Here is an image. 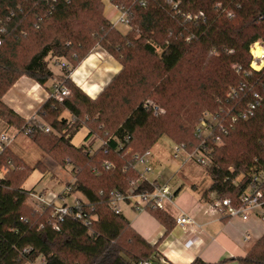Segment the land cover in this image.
<instances>
[{"label": "trees", "instance_id": "16d2710c", "mask_svg": "<svg viewBox=\"0 0 264 264\" xmlns=\"http://www.w3.org/2000/svg\"><path fill=\"white\" fill-rule=\"evenodd\" d=\"M109 1L126 13L129 31L120 32L104 16L102 0H0V121L59 166L70 167L71 193L85 200L69 209L58 231L53 229L51 210L39 212L27 203L32 191L22 184L32 168L1 145L0 264L39 258L41 264H158V246L174 219L164 210H147L164 228L152 245L108 202L114 192L126 195L133 189L141 177L133 168L135 157L163 136L187 152L206 148L207 193L215 200L237 202L264 170V67H250L251 47H264V0ZM96 47L122 68L93 99L67 77L54 76L48 64L64 60L72 71ZM23 76L41 86L56 80L68 94L61 101L49 97L38 120L25 121L2 102ZM234 90L236 96L229 97ZM254 94L259 103L243 120L239 116L248 113ZM152 97L165 109L163 115L154 117L145 106ZM205 114L218 125L210 136L197 138ZM83 127L86 144L75 147L71 139ZM96 140L102 144L88 153ZM35 167L44 168L39 162ZM140 190L151 187L140 182ZM77 212L95 219L83 226L72 218ZM228 261L264 264V233L245 256L220 264ZM190 264L209 263L196 258Z\"/></svg>", "mask_w": 264, "mask_h": 264}, {"label": "crops", "instance_id": "0c3cea01", "mask_svg": "<svg viewBox=\"0 0 264 264\" xmlns=\"http://www.w3.org/2000/svg\"><path fill=\"white\" fill-rule=\"evenodd\" d=\"M120 69L119 63L96 47L76 69L69 71L67 75L58 74L52 69L50 71L56 77H67L86 95L94 98ZM55 83H57L56 80H50L41 86L23 76L2 97V102L25 121L31 118L38 120L36 113L50 97ZM1 134L10 138L11 142L8 147L13 151L16 150L12 146L14 142L17 139L22 142V137L25 136L0 121ZM149 157L148 164L151 163V154ZM198 178L203 179V176ZM156 183L158 184L157 181ZM210 184V178L209 181L203 179L201 184L191 186L190 193H182L180 188L173 191V199L165 204V212L173 219L183 213L194 221L195 226H174L158 246L156 258L158 264H190L196 258L205 263L220 264L223 260L245 256L251 245L248 246V242L243 241L244 235H249V239L253 235L258 236L257 240L263 235L264 227L262 228L260 225L262 223L256 219L243 222L238 218L219 217L211 207L215 201V194L207 193ZM205 193L207 195L203 197ZM121 215L130 227L149 244H155L164 233V228L146 212L136 213L128 206H123ZM260 228H262L261 233ZM188 230L192 231L191 235L187 234ZM188 240L192 243L189 246L185 244ZM229 262L235 264V262Z\"/></svg>", "mask_w": 264, "mask_h": 264}, {"label": "built area", "instance_id": "2783aa9c", "mask_svg": "<svg viewBox=\"0 0 264 264\" xmlns=\"http://www.w3.org/2000/svg\"><path fill=\"white\" fill-rule=\"evenodd\" d=\"M169 5L172 3L169 1ZM115 9L119 12V17L116 21V23L122 24L126 30L130 29V26L127 21V15L125 12L122 11L121 8L115 7ZM176 11V6L173 7ZM189 18V17H187ZM115 27V23H111ZM255 58V57H254ZM255 63H259L260 60L254 59ZM54 61V64L59 65L62 70H64L67 74L69 73V67L66 63L59 60H52ZM68 94V91L65 88H61L59 83H55L52 87V92L50 94V97L61 101L64 96ZM236 91H232V94H229V97H235ZM253 98L255 99L254 103L248 105V113H245L243 115H240L239 117L241 119H247V116H250L252 114V110L255 108V106L259 103V96L257 94L253 95ZM149 108L148 105H145ZM159 110L157 108H154V115H158ZM30 120V119H29ZM31 120H34V118H31ZM236 118L233 119L235 121ZM215 125H218L217 118L205 114V119L201 121V123L198 125V127L195 130V135L197 138H206L210 136L212 129ZM48 128H45V132H48ZM125 141H128V137L125 138ZM10 138L5 135H0V146L10 144ZM204 143V141L202 142ZM102 144V143H101ZM121 143L118 145V147H121ZM94 148H88L87 152L91 153ZM208 151L205 147L198 148L192 152H187L185 150L184 145H175L172 151V157L175 160H179L181 162V166H185L188 164V162L195 158L197 163L204 167L208 168L210 165L209 158H208ZM150 153L147 151L142 157H135L136 162L134 164V169L138 170L140 169V166L148 163V157ZM106 168H109L110 165L106 164ZM146 172L149 171V168L145 169ZM140 182H147L149 186L151 187V190H137V184ZM71 184H67L64 187H62L58 192L51 193L50 195L45 196L42 193H35L31 192L29 194L28 198V205L32 207L34 210L43 212L47 209L51 210V218L54 220L53 222V229L57 230L59 229L58 224L62 223L66 217L69 216V209L71 207H78L81 205V203H84L85 200L81 198H76L74 202L71 205H68L64 200L72 195L71 190ZM264 170L256 173L251 183L246 187L244 191L241 192V194L238 197L237 202L233 203L231 199L224 198L221 200H215L211 207L213 211L221 218L226 219H234L238 218L243 222H247L250 219H256L260 223H264ZM133 189L126 195H121L119 193L114 192L108 202L109 209L115 214V215H121V207L122 206H128L132 211L136 213H142L146 212L148 209L153 210H164L165 204L167 202H171L173 199V193L171 192L169 186L166 184L160 185L157 184L156 181L149 182L147 181L143 175L141 174V177L139 181L136 183H132ZM165 211V210H164ZM75 221L82 224L83 226H89L92 221L95 219V216L87 215L85 213L77 212L72 217ZM175 225L181 226V227H188V226H195L194 221L185 214H180L178 217L174 219ZM187 234L191 235L192 231L188 230ZM244 242L249 241V235H244L243 237ZM187 246L191 245L192 243L190 240L186 241L185 243ZM139 264H150L147 261H142Z\"/></svg>", "mask_w": 264, "mask_h": 264}, {"label": "rangeland", "instance_id": "374dc122", "mask_svg": "<svg viewBox=\"0 0 264 264\" xmlns=\"http://www.w3.org/2000/svg\"><path fill=\"white\" fill-rule=\"evenodd\" d=\"M102 3H103L104 16L111 23H115V27L120 32L125 33L129 31L130 29L126 30L122 24L116 23L119 17V12L115 9L114 6L110 4V1L102 0ZM255 46H258L264 49V47L258 43L254 44L250 49V55L252 56V59H253L252 61L253 64L251 63L250 67L254 70H256L255 66H258V65L261 66V62L258 64L255 63V60H254L255 58L252 54V50L254 49ZM62 61L66 63L64 60ZM48 67L58 74H61V75L66 74V72L62 70L59 65L54 64V61L52 60L49 61ZM263 67L264 65L260 69H262ZM259 70H256V71H259ZM113 77H111L110 80ZM144 104L149 106V110L152 112V115L154 117L163 115L165 112V109L163 108V106H161L154 97L148 98ZM154 108H157L159 110L158 115H154ZM62 116L65 118H69V114H67L66 112H63ZM86 135H87V130L84 127L81 128L72 137L71 139L72 145L75 147H80L81 145L86 144V141L84 140ZM22 139H23L22 142H20L17 139L12 146L16 148V150H14V153L17 156H19L22 160H24L32 168L30 175L22 184V188L24 190L33 191L35 193H42L45 196H47V195H50L51 193L58 192L62 187L73 182L74 179H73V174L71 172L70 167L59 166L52 160L50 156L45 155L41 153L39 150H37L36 147L33 145V143L30 141V139H28L26 136L22 137ZM101 143H102L101 140H96L92 143V147L96 148L99 145H101ZM174 146L175 145L167 137H164V136L161 137L157 141V143L154 144L149 149V153L151 154V157H152L151 163L150 164L147 163V164L140 166L139 171L146 180H149L151 182L156 180L158 184L160 185L166 184L167 186H169L172 193L177 188H180V191H182V193L183 192L190 193L192 191L191 186L193 184L199 185L201 184L203 179H205L206 181H209V178L207 177L208 168H204L200 166L197 163L195 158L191 159L188 162V164H186L184 167L181 166V162L179 160H175L172 157V151H173ZM149 158L150 157H148L147 159ZM38 162L44 166L43 169H39L35 167L36 163ZM146 168H149L148 172L145 171ZM200 176H203V179L202 178L199 179L198 177ZM182 193L180 194L182 195ZM78 197L81 198L80 194L74 193L70 195L69 197H67L64 201L68 205H71L74 202V200ZM260 225L262 226V228L264 227V223ZM262 228L259 229L260 233H261ZM257 238L258 236L256 237L253 235L249 239L247 245L252 246V244L257 240ZM25 264H41V259L39 258V259H36L33 263L27 262ZM222 264H230V262L228 261Z\"/></svg>", "mask_w": 264, "mask_h": 264}, {"label": "bare ground", "instance_id": "6f19581e", "mask_svg": "<svg viewBox=\"0 0 264 264\" xmlns=\"http://www.w3.org/2000/svg\"><path fill=\"white\" fill-rule=\"evenodd\" d=\"M252 54L257 60H260V62H261V66H259V65L255 66L256 70H259L264 65V59H262V58H264V49H262L258 46H255L254 49L252 50ZM261 59H262V61H261Z\"/></svg>", "mask_w": 264, "mask_h": 264}]
</instances>
